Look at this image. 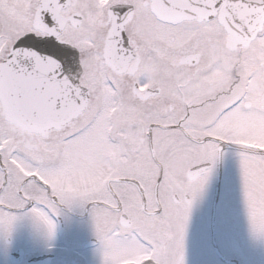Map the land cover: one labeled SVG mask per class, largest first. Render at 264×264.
<instances>
[{"label":"snow or ice","instance_id":"snow-or-ice-1","mask_svg":"<svg viewBox=\"0 0 264 264\" xmlns=\"http://www.w3.org/2000/svg\"><path fill=\"white\" fill-rule=\"evenodd\" d=\"M83 231L94 264L264 250V0H0V264Z\"/></svg>","mask_w":264,"mask_h":264},{"label":"flooded vegetation","instance_id":"flooded-vegetation-1","mask_svg":"<svg viewBox=\"0 0 264 264\" xmlns=\"http://www.w3.org/2000/svg\"><path fill=\"white\" fill-rule=\"evenodd\" d=\"M225 178L230 179L233 184H235V164L229 159V161L222 166L220 170V180L218 181V189L220 183L223 182ZM82 250L84 255L81 257V264H94L93 258L91 257V236L83 231L80 234ZM244 259L247 261V264H264V250L261 249H252L249 251Z\"/></svg>","mask_w":264,"mask_h":264}]
</instances>
